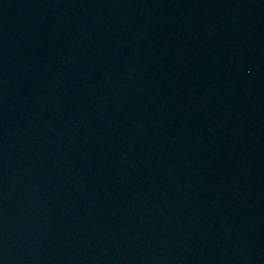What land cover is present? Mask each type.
Wrapping results in <instances>:
<instances>
[{
	"label": "water",
	"instance_id": "obj_1",
	"mask_svg": "<svg viewBox=\"0 0 264 264\" xmlns=\"http://www.w3.org/2000/svg\"><path fill=\"white\" fill-rule=\"evenodd\" d=\"M0 264H264V0H0Z\"/></svg>",
	"mask_w": 264,
	"mask_h": 264
}]
</instances>
